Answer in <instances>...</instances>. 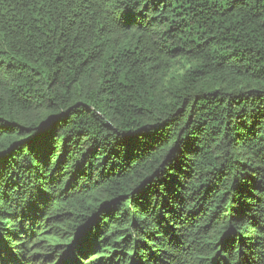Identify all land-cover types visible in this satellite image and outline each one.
<instances>
[{
	"label": "trees",
	"instance_id": "trees-1",
	"mask_svg": "<svg viewBox=\"0 0 264 264\" xmlns=\"http://www.w3.org/2000/svg\"><path fill=\"white\" fill-rule=\"evenodd\" d=\"M0 264H264V0H0Z\"/></svg>",
	"mask_w": 264,
	"mask_h": 264
}]
</instances>
